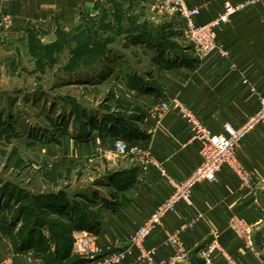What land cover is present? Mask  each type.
<instances>
[{
	"label": "crops",
	"instance_id": "0c3cea01",
	"mask_svg": "<svg viewBox=\"0 0 264 264\" xmlns=\"http://www.w3.org/2000/svg\"><path fill=\"white\" fill-rule=\"evenodd\" d=\"M158 1L0 2V39H26L31 30L47 39L44 42H51L60 29L79 32L94 28L92 25L97 22L117 32L110 51L113 58L117 56V62H122L107 67L108 77L102 80L101 86L119 82L120 90L132 97L129 100L135 107V120L145 132L138 137L143 138L140 146L149 148L153 158L148 160L138 155L122 157L118 162L124 172L132 173V179L121 191L123 195L116 198L115 207L108 208L112 215L108 219L114 223L101 225L99 231L104 235H132L176 188L190 180L200 162L199 143L191 140L190 129L176 110L162 114L158 110L160 102L178 97L202 123L217 131L226 121L235 127L246 125L257 111V98L264 95V2L245 7L219 28L218 42L225 49V55L214 52L200 59L193 46L186 44L189 41L180 18L173 22L172 16L161 14ZM186 1L188 6L201 9L197 21L204 22L214 18L225 1L236 4L247 0ZM4 15L13 17L10 25L4 24ZM162 40L178 44L182 51L165 50ZM121 42L124 46L119 45ZM128 44L138 51L135 54L140 61L131 73H125L122 70L125 67L121 66L127 65L123 57ZM118 51L123 54L118 55ZM134 74L141 77L139 81H130ZM237 157L252 172L249 185H243L234 173L222 169L213 181H191L187 185L191 205L181 199L176 209L163 218L162 228L172 230L198 215L194 228L183 234L188 249L185 264H194V259L198 264H205L202 254L214 239L229 258L216 250L212 264H264V119L247 130ZM162 230H156L149 239L158 248V262L169 254L163 244ZM0 264L46 262L15 253L8 237L0 232Z\"/></svg>",
	"mask_w": 264,
	"mask_h": 264
},
{
	"label": "rangeland",
	"instance_id": "374dc122",
	"mask_svg": "<svg viewBox=\"0 0 264 264\" xmlns=\"http://www.w3.org/2000/svg\"><path fill=\"white\" fill-rule=\"evenodd\" d=\"M161 14L173 22L179 17ZM97 23L87 30L89 37L84 29H60L51 42L31 30L26 39H0V232L15 253L46 264H89L92 259L78 246L83 237L100 247L95 258L124 248L131 239L99 229L110 226L108 208L115 207L132 179L131 172L118 167L122 157L112 137L128 135L140 142L145 132L119 82L101 86L107 67L122 60L107 51V41L116 42L115 29ZM162 44L165 50L182 51L176 43ZM126 48L127 65L121 66L131 73L139 55L129 44ZM97 58L92 67L72 71Z\"/></svg>",
	"mask_w": 264,
	"mask_h": 264
},
{
	"label": "built area",
	"instance_id": "2783aa9c",
	"mask_svg": "<svg viewBox=\"0 0 264 264\" xmlns=\"http://www.w3.org/2000/svg\"><path fill=\"white\" fill-rule=\"evenodd\" d=\"M9 0H0L5 2ZM102 3L104 0H93ZM264 0H247L245 2L233 4L230 1L223 3L222 10L212 19L204 22L197 21L201 9L199 7H190L186 0H159L158 10L164 13L177 14L183 23V30L193 46L198 58L203 59L214 52L225 55L226 51L218 42L219 28L227 25L231 18L239 11L249 5H254ZM4 24L10 25L13 21L11 15L2 17ZM258 108L251 120L242 127H235L231 122L226 121L222 124L220 130H213L204 123L185 105L179 98L175 97L164 100L158 104V110L162 114L176 110L178 115L190 129L191 140L199 143L198 153L200 162L190 178L181 187L161 203L151 216L139 224L137 229L131 235L130 242L124 248L117 249L114 252L97 257L100 247L94 239L83 237L78 241L81 250L89 255L92 261L89 264H184L188 260V249L183 239V234L191 231L198 220V215L187 221L181 222L172 230L162 228L163 218L167 213L176 209L177 203L183 199L188 205H191L190 194L187 185L191 181H213L222 169H228L234 173L243 185H249L252 180V172L249 171L238 159V147L244 138L248 129L253 124L264 119V95L257 98ZM112 146L115 152L121 157L143 156L152 160L149 148L144 149L140 142H133L124 138L114 137ZM155 162V161H153ZM161 165V164H158ZM162 174H165L163 168H160ZM233 222L234 219H231ZM236 225V224H235ZM159 229H163L164 247L169 251L167 258L163 261H157L158 248L149 244L152 234ZM249 243V240L247 241ZM216 250L225 257L229 258L228 253L222 248L216 239L208 244L202 254L205 264H212L211 258Z\"/></svg>",
	"mask_w": 264,
	"mask_h": 264
},
{
	"label": "trees",
	"instance_id": "16d2710c",
	"mask_svg": "<svg viewBox=\"0 0 264 264\" xmlns=\"http://www.w3.org/2000/svg\"><path fill=\"white\" fill-rule=\"evenodd\" d=\"M108 26V25H107ZM109 27V26H108ZM107 28V27H106ZM89 29H93V28H89ZM113 29V28H112ZM81 30H83V29H81ZM81 30H79V33H80V31ZM88 30V29H87ZM87 30H85L84 29V31H85V33H86V37H89V32L87 31ZM92 37H94L93 35H92ZM95 39V37L93 38V40ZM130 40H132V39H130ZM102 42H104L103 40H102ZM108 42V44L110 43H112L113 41L112 40H110V41H107ZM107 42H104V44H105V46H107ZM110 44L107 46L108 48H107V51L108 52H110ZM101 49H103V48H101ZM101 59V58H100ZM99 58H97L96 59V61H94L93 63H90V64H88V65H85V67H78V68H76V69H74V70H72V71H76V70H81L82 68H89V67H92L96 62H98V60H100ZM131 77V76H130ZM130 79V78H129ZM130 81H132V82H137L136 81V79H135V76H133V77H131V80ZM121 121L123 122L124 120L123 119H121ZM128 124V123H127ZM126 124V125H127ZM93 129H96L95 127H93ZM116 131H113V133H115ZM126 136H128V135H125V136H119V135H115V137H119V138H124V139H126V140H131L133 137L132 136H130L129 138L128 137H126ZM194 264H198V262H197V260H195L194 259Z\"/></svg>",
	"mask_w": 264,
	"mask_h": 264
}]
</instances>
